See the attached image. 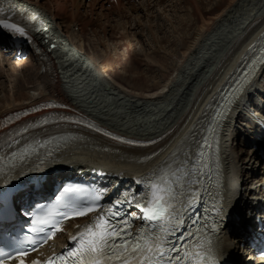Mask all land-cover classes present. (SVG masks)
Wrapping results in <instances>:
<instances>
[{"label": "bare ground", "instance_id": "bare-ground-1", "mask_svg": "<svg viewBox=\"0 0 264 264\" xmlns=\"http://www.w3.org/2000/svg\"><path fill=\"white\" fill-rule=\"evenodd\" d=\"M13 1L43 14L49 32L37 37L50 66L35 54L25 62L0 57V118L58 101L118 135L156 141L136 150L67 128L52 140L60 141L59 160L73 164L74 172L100 166L128 175L157 169L190 137L237 51L248 50L254 40L245 45L247 40L264 27V0H119L112 6L105 0ZM134 42L139 51L129 47ZM89 43L104 47L97 58ZM124 49L122 58L118 52ZM253 97L264 108V80ZM229 148L239 161L252 151L239 131Z\"/></svg>", "mask_w": 264, "mask_h": 264}, {"label": "snow or ice", "instance_id": "snow-or-ice-1", "mask_svg": "<svg viewBox=\"0 0 264 264\" xmlns=\"http://www.w3.org/2000/svg\"><path fill=\"white\" fill-rule=\"evenodd\" d=\"M3 11L4 9L0 8V12ZM0 27L14 35H27L23 27L10 23L7 19H0ZM250 82L248 79L240 81L239 87L228 103L237 102L239 95L243 94L246 85ZM217 115L224 114L217 113ZM44 123L47 121L45 120ZM31 151L38 152L39 146L33 147ZM179 181L180 177L176 172L165 173L150 183L145 193L139 196L132 194L131 197L126 193L114 201L110 208H100L94 220L84 225L82 231L78 229V232L71 237V240L76 242V247L68 251L67 256L73 258V264H162L166 252L170 251L166 248L169 233L181 226L180 209L183 207V202L177 199L175 188ZM101 198L99 195L90 201L73 198L64 207L73 216L82 217L97 211L96 205ZM124 207H134L141 215L132 216L131 213H123L120 209ZM216 212L217 215H221L222 207H217ZM59 215L63 218L68 217L67 212ZM136 219H142L144 226L139 232L133 233L131 225ZM149 228L152 230L149 231ZM56 230H59L58 225H52L51 235H55ZM25 255H27L26 251L10 253L0 247V264H8V261L17 256ZM215 257L211 240L205 239L195 242L192 250H186L184 256L179 259L185 264H221ZM60 259L62 264H68L65 257L61 256ZM21 264H23L22 260ZM32 264H40V262L33 261ZM46 264H56V261L50 258Z\"/></svg>", "mask_w": 264, "mask_h": 264}, {"label": "rangeland", "instance_id": "rangeland-1", "mask_svg": "<svg viewBox=\"0 0 264 264\" xmlns=\"http://www.w3.org/2000/svg\"><path fill=\"white\" fill-rule=\"evenodd\" d=\"M145 1H146V0H145ZM141 2H142V0H141ZM142 7H143V6H142ZM154 7H155V8H154ZM154 7H153V8H154L155 10L157 9L156 11H158V12L160 11V10H159L160 7L157 8V5H155V4H154ZM162 10H163V8H162ZM143 22H145L144 19H143ZM157 23H158V20H157ZM135 24H136V23H135ZM147 35H149V34H147V32H146V38L149 37V36H147ZM149 38H150V37H149ZM143 40H144V39H143ZM143 40L141 41L142 43L146 42L145 40H144V41H143ZM135 45H136V42H134L133 45H130L129 47H136ZM88 46H89V47H88ZM114 46H115V45L111 43V44H110V47H107V48H111V51H112V50L115 48ZM91 47H92V46H91V44L89 43V44L87 45V48H88V50H90L92 53H94V57H95V58H97V57L99 56V54L101 53L99 50L104 49V47H101V48H100V47H97V46H94V45H93V48H91ZM107 48H106V49H107ZM136 48H137V47H136ZM106 49H105V50H106ZM134 49H135V48H134ZM137 49H138V51L140 50V45H138V48H137ZM124 50H125V52H124L123 50H122L121 52H118L119 55H120L122 58H125V55H124V54H126L127 49H124ZM113 53H115V52H113ZM22 62H23V61H22ZM0 86L2 87V83H0Z\"/></svg>", "mask_w": 264, "mask_h": 264}]
</instances>
